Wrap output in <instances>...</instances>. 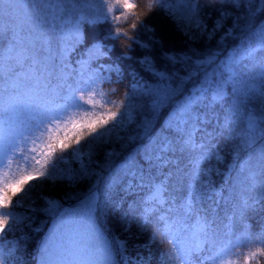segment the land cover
<instances>
[{
    "label": "snow or ice",
    "instance_id": "1",
    "mask_svg": "<svg viewBox=\"0 0 264 264\" xmlns=\"http://www.w3.org/2000/svg\"><path fill=\"white\" fill-rule=\"evenodd\" d=\"M257 11L264 12V0H146L142 6L133 0H0V42L6 39L0 48V264H24L17 243L7 237L29 219L21 209L36 211L32 205L37 189L49 183L71 184L89 173L104 146L124 147L141 138L139 131H128L136 123L131 103L135 93L151 97L152 114L165 102L183 98L169 115L170 134L162 132L129 153L105 184V195L123 185L132 203L121 222L125 227L153 228L149 242L131 256L126 255L125 241L105 239L96 225V191L71 211L61 212L58 200L42 197L43 210L60 219L39 249V264H114V246L123 264H264V227L253 232L244 225L234 232V211L221 228L216 208L222 193L207 179L213 169L203 167L213 159L222 161L216 150L219 137L238 139L244 146L264 138V23H251ZM148 13H165L189 43L212 41L221 30L219 44L235 39L237 32L240 43L211 73L205 69L215 63L218 51L195 59L187 52L164 51L163 58L172 65L190 62L184 75L158 70L153 59L144 56L137 62L157 79L154 85L146 84L132 70L125 74L119 59L131 60L134 44L149 47L137 33L130 35V30L146 29L142 18ZM72 14L79 16L74 23L68 18ZM89 17L91 24L110 25L105 39L123 44L120 57L93 67V60L108 55L97 40L78 71L57 72L45 46L49 36L72 24L79 40L80 22ZM226 21L230 27H225ZM201 72L203 78L196 79ZM125 75L130 80L123 92L111 90L118 100L96 99L106 97L105 85L122 84ZM229 85L236 99L221 114L216 109L223 107ZM256 98L258 110L249 107ZM149 123L146 117L137 128L146 129ZM114 155L107 151L105 163ZM234 160L231 168L239 167L240 173L230 197L238 188L244 193L254 190L258 176L262 189L255 199L241 201L242 218L254 202L264 201V149L255 165L251 158L241 162L238 151ZM145 188L149 194L136 199L133 194ZM157 242L167 249L154 253Z\"/></svg>",
    "mask_w": 264,
    "mask_h": 264
},
{
    "label": "trees",
    "instance_id": "2",
    "mask_svg": "<svg viewBox=\"0 0 264 264\" xmlns=\"http://www.w3.org/2000/svg\"><path fill=\"white\" fill-rule=\"evenodd\" d=\"M138 5H143L146 0H133ZM258 7V5H254ZM139 10V9H137ZM145 11H147L145 9ZM244 12L245 9H241ZM73 23L79 19L78 14H72L68 17ZM85 19L80 22V39L75 38L72 24L66 25L63 29L58 28L56 32L49 36V43L45 45L50 48V54L52 57L51 63L55 70L59 72L63 68L66 72L78 71L80 68V61L87 58L88 49L97 41H101L104 44V51L107 52V57H102L100 61L104 64H110L116 61L123 50V44L121 42L112 41L105 39L110 25L107 23H96L91 24L89 20ZM146 22L145 30H130V35L133 32L138 34V39L143 44H148L147 49L141 48L138 45H133L132 51L129 55L132 56L131 60L119 59V63L124 68L125 74L129 70L136 73L138 78L143 79L146 84H155L157 79L153 77L149 72L145 70L137 61L144 56H150L157 69L163 71H176L181 75H184L185 69L190 66V62H180L172 65L166 61L162 53L164 51L173 52H187L189 55H193L195 59L197 55H206L209 50L218 51L219 55L211 66H207L205 71L211 73L214 70H218L221 61L225 60L232 51L240 43L239 32L236 33V38H226L222 44H219L217 38L221 35L220 33L212 41L196 40L194 42H187L185 37L176 27L175 23L165 13H148L142 18ZM243 23V22H242ZM252 24L264 23V12L257 11L256 14L251 17ZM231 24L226 21L225 27H230ZM10 35V34H9ZM6 44V39L4 41ZM3 42H0V48L4 47ZM114 45V47H111ZM111 47V51H108ZM189 49H194L195 54ZM45 56L48 53H44ZM93 62V61H92ZM203 78V72L196 79ZM130 78L125 75L122 84L105 85L112 88H117L118 92H123L125 87L129 84ZM195 81H193L194 83ZM259 84V81H255ZM191 87V84L188 85ZM227 95L223 107L218 106L216 111L223 114V112L231 107L236 97L231 92V85L227 88ZM139 96V102L141 105L140 114L138 120L141 119L142 115H145L150 123L144 130H138L140 132V139L129 143L124 147H119V155L113 158H109L106 161L105 153L109 149V145L104 146L98 151L94 157V162L90 165V171L86 176L80 177L75 182L69 184L67 181L58 182L56 184L49 183L43 186L41 189H37L36 194L33 196V205L36 209L35 212L30 211L27 207L21 209L23 214H30L29 219L26 220L23 226L16 231L14 234L7 237V241H15L18 245V255L22 256L24 264H39L40 252L45 239L49 236L52 229L57 226L60 219L59 215H52L51 213L45 212L43 209L46 207L45 201L42 197L48 195L50 198L61 199V209H67L69 211L77 209L83 199L88 196L91 191H96L99 194V208L96 212V225L101 235L107 239L112 240L113 238H119L126 242L127 253L126 255L134 256L139 250L138 246L149 242L153 228H143L137 224H133L130 227H125L120 217L124 214L127 204H131L132 200L128 199V194L123 192L121 188H117L110 195H105V184L108 177L115 173V170L120 164L124 162V159L129 153H134L135 149L140 147L142 144L149 142V139H154L157 135L163 134L169 135L166 128V124L171 112L175 109L176 105L182 101V97L177 96L165 104L155 113L152 114L150 110L151 97L142 95L140 93L131 94L132 96ZM116 98H120L119 95H115ZM137 96V97H138ZM99 100V96L96 97ZM250 108L259 109L261 103L259 98L253 99L250 104ZM142 121V120H141ZM215 126V121L208 126V130L212 131ZM218 148L216 149L223 154L224 161H220L219 165L224 170H228V165L234 160V155L239 152L241 162L247 159L252 160L253 164L257 163V157L264 149V138L257 137L256 141L251 146L241 145L238 139L226 140L223 137H219L216 140ZM205 163L204 165H206ZM70 167L77 168L78 164H71ZM147 169V165H144ZM16 165H13L15 170ZM254 170H256L254 168ZM240 173L239 167L233 168L227 179H224V174H213V183L221 188L222 198L217 197L219 207L216 208L217 223L221 228L228 223V217L233 216V212L236 211V215L232 219V229L234 232L239 233L243 230L244 225H248L253 232L259 231L264 227V201L254 202L253 206L244 210L243 217L239 215V207L243 199L253 198L255 199L258 194L262 191L259 185V176L257 187L247 193L237 189L236 192L232 193L230 197V191L233 183L235 182L237 174ZM148 192V189L139 190L133 195L141 198L144 197ZM251 202V201H250ZM123 206V207H122ZM6 241V243H7ZM167 249V245H160L157 242V246L152 248L155 253L159 248ZM235 259V257H233ZM114 264H123L120 254L118 251H113Z\"/></svg>",
    "mask_w": 264,
    "mask_h": 264
},
{
    "label": "rangeland",
    "instance_id": "3",
    "mask_svg": "<svg viewBox=\"0 0 264 264\" xmlns=\"http://www.w3.org/2000/svg\"><path fill=\"white\" fill-rule=\"evenodd\" d=\"M221 35H223V32H221ZM220 37V36H219ZM219 37L217 38V41H219ZM93 64V67H95L96 64H104L102 61H96V60H93L92 62ZM111 64V63H110ZM106 65V64H105ZM102 90L106 93V97L105 98H101L99 96V100H102V99H110V100H118L119 98H116L115 95L112 94L111 90H112V87L109 88V86H104L102 88ZM138 94L136 96H133V99L131 100V103L132 105L134 106L135 108V111L133 112V115L136 117V123L132 124V125H129L128 126V131L131 132V133H135L137 132L138 130H144V129H138L137 128V125L142 123V121L146 118L145 115H142L141 116V119L138 120V115L140 114V110H141V105H140V102H139V96ZM99 111V109H98ZM142 120V121H141ZM121 148L122 146L119 144V143H114L112 145H109V149L107 151H114L116 153V155L112 156L111 158L113 157H116L119 155V151H118V148ZM220 153V152H219ZM220 155L223 157V154L220 153ZM222 161H224V157L222 159ZM207 163L206 165H203V167L205 169H208V168H211L213 169V171L208 175L207 179L210 180L213 184V186L221 191L220 187H217L214 183H213V174H219V173H223L224 176H225V179L228 178L230 172L232 171L233 168H231V165L234 164V162L230 163L228 165V170H224L223 168H221V166L219 165V162L216 161L215 159L211 160L210 162H205ZM149 194V193H148ZM147 194V195H148ZM45 197V196H44ZM46 197L50 198L48 195H46ZM53 199V198H51ZM61 199L62 197H58L56 198L55 200H58L60 203H61ZM136 199H138V197L136 196ZM26 216L29 217L30 214H25Z\"/></svg>",
    "mask_w": 264,
    "mask_h": 264
}]
</instances>
